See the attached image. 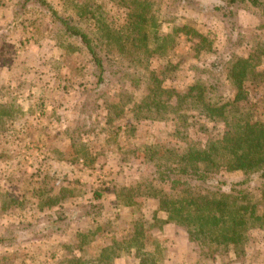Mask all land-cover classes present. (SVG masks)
<instances>
[{"label": "rangeland", "instance_id": "obj_1", "mask_svg": "<svg viewBox=\"0 0 264 264\" xmlns=\"http://www.w3.org/2000/svg\"><path fill=\"white\" fill-rule=\"evenodd\" d=\"M45 1L55 16L38 3L21 10L17 4L19 25L7 27L0 39V77H8L0 112H10L0 116V264H118L121 254L144 255L155 264H264V230H252L247 255L232 261L222 247L208 249L191 242L184 227L163 224L160 189V197L147 196L158 194L148 184L172 193L169 180L157 178L167 172L149 160L161 159L155 151L207 141L200 127L216 138L223 133L222 125L196 112L182 123L172 114V89L184 93L204 83L216 87L207 98L224 103L237 93L230 65L249 60L258 81L246 83L250 95L239 106L258 109L264 120V19L257 10H240L232 32L213 12L216 0ZM66 26L87 36L105 68L103 83L86 44ZM61 134L70 141L64 164L41 159L49 151L34 139ZM260 187L252 189L255 202L262 199ZM130 194L136 214L121 202ZM50 201L58 204L56 212L45 211ZM55 217L67 242L52 231L41 237L48 243L27 238L32 226ZM93 220L99 238L84 232ZM138 225L143 235L133 244Z\"/></svg>", "mask_w": 264, "mask_h": 264}, {"label": "trees", "instance_id": "obj_2", "mask_svg": "<svg viewBox=\"0 0 264 264\" xmlns=\"http://www.w3.org/2000/svg\"><path fill=\"white\" fill-rule=\"evenodd\" d=\"M182 1L188 5L192 0ZM31 2L38 3L53 13L45 0H23L22 8ZM254 9L257 10L255 14L264 19V0H216L213 5V12L227 22L232 32L238 29L240 10ZM66 31L86 44L101 71L98 83H103L105 68L90 46L87 36L68 26ZM199 36L201 43L206 41L203 36ZM230 66L229 78L237 93L233 99L224 103L211 102L207 96L210 92L216 91V87H208L199 82L190 86L184 93H179L175 89L169 92L172 94V114L182 118L180 119L182 123L189 122L188 113L196 112L200 119L206 118L210 124L222 125L223 133L221 138H216L213 133L209 134L207 127H200L197 133L207 134V141H197L194 145L184 140V145L174 147L172 151L166 152L163 149L155 151L153 155L160 156L161 159L156 160L153 157L149 160L155 162V167L158 166L159 170L164 169L165 173L167 172V178L164 173H159L157 178L162 184L169 180L172 193L163 194L162 187L156 188L155 185L148 184V190H154L158 194L147 196L160 197L158 192L160 189L162 196L159 210L164 214L163 224L184 227L191 242L194 240L201 242L208 249L211 246L222 247L227 255L235 256L234 259H230L233 261L247 255L251 231L256 228L264 230V120L257 116L258 109L250 113L239 106V103L247 102L250 95L251 87H247L246 83L251 81L254 86V82L258 81L252 63L249 60L236 59ZM260 78L264 80V75ZM240 109L244 112L241 113ZM6 112H0V116L10 117V112ZM189 129H194V126H189ZM228 173H238L241 178L227 180L224 176ZM256 184L261 186L258 189L262 194L260 202L252 199V189ZM133 198L134 194H130L124 196L121 202L124 207L135 208L136 214L139 205H136L137 202H134ZM61 222L60 219L45 221L32 226L31 231L26 234L39 236L50 231H58L59 228L55 227ZM138 228L133 235V244L141 234L143 235V226ZM2 241L0 238V242ZM135 252L140 253V249H136ZM136 256L140 264H155L147 256L137 254Z\"/></svg>", "mask_w": 264, "mask_h": 264}, {"label": "crops", "instance_id": "obj_3", "mask_svg": "<svg viewBox=\"0 0 264 264\" xmlns=\"http://www.w3.org/2000/svg\"><path fill=\"white\" fill-rule=\"evenodd\" d=\"M23 0H0V39H1V36H2V32H4V30L7 28V27H9V28H14L16 25H17V27H18V25H19V21L17 20V16H18V14H16V12L15 13H13V10H17V6L20 4V7H19V10H21V8H22V2ZM18 4V5H17ZM29 5H32V2L31 3H29L28 4V6ZM10 13V14H9ZM13 13V14H12ZM12 18H13V22L12 21H10V20H12ZM10 22H12V23H10ZM10 25H11V27H10ZM7 31H9V29H7ZM14 31H16V28L14 29ZM0 43H1V40H0ZM2 81V82H1ZM3 83H8V77H0V108H1V106H2V103H4V96H6V92L5 93H3V90H2V84ZM4 94V95H3ZM1 129V128H0ZM20 131H18V133H19ZM23 139V138H22ZM27 140H28V138H26V139H23V141H19L18 140V142H20L21 144H25L26 142H27ZM37 143H40V142H42V145H46L47 146V151H45V152H48L49 151V153L48 154H46V156H45V154L44 155H40V158L41 159H46V158H50V162H52L53 164H56V165H61V164H64V161H66L65 159H64V152H66V146L67 147H69L70 146V144H69V142L70 141H65V139H64V137H63V135L61 134V136L59 137V138H52V139H49V140H47V139H45V137H44V135H42V137H39V138H37V139H34ZM35 141H32V142H35ZM28 144H32L31 142H29V143H27V145L26 146H29ZM50 155V156H49ZM55 169H57V168H55ZM81 175V174H80ZM100 197V196H99ZM103 198H105V194L103 195H101V199H103ZM58 204H55V205H48V204H46L45 206H44V208H46L45 209V211L46 212H49L48 210H52L53 209V211L54 212H56L55 210H57L56 209V206H57ZM113 207H116L115 205H113ZM54 214V213H53ZM55 215H58V213H55ZM56 219H52V220H57V219H59L58 217H55ZM93 222H95L94 220L91 222V224H89L88 225V227H87V229H85L84 230V232L85 233H89V235L90 236H92V237H95V238H99V235H97V234H95V232H94V228H96L95 226L96 225H94L93 224ZM62 223V222H61ZM60 223V224H61ZM56 229L57 228H59V230L58 231H53V232H51V233H55V234H58L59 236H57V237H55L59 242H60V240H59V238L61 239V240H63L64 242H67V239H66V234H64L65 232H63V225H59V226H56L55 227ZM77 232V231H76ZM91 232V233H90ZM82 233V231L81 232H78L77 234H81ZM119 233L121 234V231H119ZM76 234V233H75ZM26 236L28 235V234H25ZM43 236H46V235H39V236H31V235H28V237L27 238H32V239H34V240H32V241H38V240H41L42 238L41 237H43ZM64 236V237H63ZM122 236V235H121ZM103 238H104V241H106L107 240V238L108 237H105V236H102ZM37 238H40V239H37ZM55 238L54 239H52V240H50V241H54L55 240ZM63 238V239H62ZM72 239H73V237H72ZM72 239H71V241H72ZM81 239V238H80ZM43 240V239H42ZM91 240L92 239H89V242H91ZM45 240H43V242H44ZM71 241H69V242H71ZM42 242V241H41ZM47 241H45V243H46ZM49 242V241H48ZM47 242V243H48ZM99 242H101V241H99ZM103 251H102V253L106 250L105 248H101ZM130 259H136V264H140V260L139 259H137L136 257H134L132 254H121L120 256H119V258H118V264H120V263H122V262H126V260H130Z\"/></svg>", "mask_w": 264, "mask_h": 264}]
</instances>
